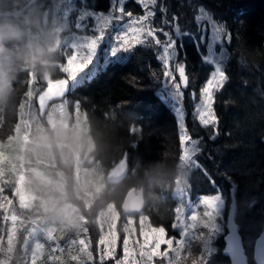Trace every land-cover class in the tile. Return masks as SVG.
<instances>
[{
	"label": "trees",
	"instance_id": "obj_1",
	"mask_svg": "<svg viewBox=\"0 0 264 264\" xmlns=\"http://www.w3.org/2000/svg\"><path fill=\"white\" fill-rule=\"evenodd\" d=\"M27 1L15 3L8 0V6L0 7V25L15 22L22 26V31L19 32L22 42L16 37L4 34L7 48L3 54L0 50V60L11 56L13 61L19 64L10 68L13 66L12 63L3 61L0 66V69H6L7 73L3 74L4 80H9L11 88L6 104L14 93L18 99L28 84L31 86V93L38 88L40 73L47 72L46 76L48 75L51 80L64 79L66 73L60 67L71 51L69 35L64 36L69 28L65 27L58 38L56 48L44 47L40 51L32 49V54L39 59L36 61L25 59L27 51L24 43L27 34L34 35V45L36 41L40 42V47L45 45L35 16L26 21L24 13L13 14V11H19L18 9L25 11L23 5L25 6ZM0 2L3 3V0ZM164 3L168 6V19H171L172 14L179 16V27L182 32L193 31L196 26L193 17L199 13L197 9L202 7L218 21L226 24L233 33L231 42L225 43L228 58L223 67L228 79L222 88L214 92L213 108L218 117L216 128L219 133L215 140L209 138L213 133V126L197 125L193 120L194 100L190 98L191 90L195 89L197 94L195 101L198 100L199 89L207 80L211 69L202 62L188 36L173 37L177 39L178 49L180 42L183 41L184 47L180 58L184 59V53L187 54L186 71L189 75L190 90H184L185 124L192 138L200 142L202 152L198 160L208 170L211 179L215 180V186L198 170L194 171L188 163L179 167L182 157L179 130L174 113L163 101L162 64L156 59L157 50L154 47L137 46L128 54L130 58L125 62L105 65L80 85L67 84L62 92V99L67 102L69 109L76 103L85 115L88 132L93 141L90 153L99 162L104 177L101 182L91 184L95 190L94 199L91 201L99 199L97 197L100 195L101 205H97L93 216L89 214L92 216L91 220L86 221L82 218V223L84 221L87 223L86 229L82 230H88V234L91 230L94 234V237H90L92 239L91 247L89 245L90 258L83 260L80 255L74 257L65 233L60 236V241L66 253L58 251L55 264H77L78 259L80 264H118L121 252L111 251L110 257H103L96 251L95 242L98 239L96 235H101L97 220L109 221V234H112L111 228L116 226L114 244L119 245L126 233L134 237L131 228H122L123 221H126L125 216L132 217L121 214L120 208L123 196L129 188H144L146 205L142 215L147 218L148 225L161 227L166 237L180 235V226L175 220L176 200L173 196L174 178L179 168L181 172L185 171L183 174L185 190L188 193L191 191L192 197L199 194L209 195L220 189L226 202L224 215L230 199V188L234 184L237 207L235 221L239 225L248 262L254 264L252 259L254 241L264 228V0H164ZM86 4L91 7L90 9L105 11L109 1L86 0ZM159 7L158 3L157 9ZM125 8L131 9L132 12L138 9L141 11L135 0H126ZM6 10L12 14H6ZM160 18L157 11L154 22L160 23L158 20ZM241 22L243 27H240ZM165 29L171 32L169 27ZM2 36L3 33L0 32V38ZM160 38L163 40L164 37ZM6 110L7 106L2 112L5 118ZM14 119L13 109L11 120ZM124 158L127 162L126 173L120 179L111 181L106 172ZM92 180L93 177L88 179L89 182ZM108 205L112 210L109 213L99 210L103 214L97 218V209ZM8 208L12 209L10 205ZM3 213L0 210V249L7 252L0 251V256L3 255L4 258H0V264H8L10 246L14 244L9 233L14 230L7 227L6 217L5 220L1 217ZM35 213L38 214L39 211ZM14 232L17 233V230ZM224 247L223 236H216L211 247L212 252L208 253L205 264H230L229 257L224 254ZM27 252H22L23 261L20 260L16 264H30L28 261L30 254ZM134 255V252H131L129 260H134ZM189 255L191 256L190 251L187 252V259L190 258ZM25 257L27 260H24ZM37 264L44 262L38 261ZM183 264L189 263L185 261Z\"/></svg>",
	"mask_w": 264,
	"mask_h": 264
},
{
	"label": "rangeland",
	"instance_id": "obj_2",
	"mask_svg": "<svg viewBox=\"0 0 264 264\" xmlns=\"http://www.w3.org/2000/svg\"><path fill=\"white\" fill-rule=\"evenodd\" d=\"M13 1L18 3L22 0ZM33 2L35 5H32ZM8 5V0L0 2V7ZM23 8L25 11L18 9L19 11H13V14L24 13L26 21H30V18L35 16L39 23L41 39L45 44L40 47V42L36 41L37 43L34 45V35L29 33L24 43L26 51L32 49L40 51L44 47V49L56 48L58 38L65 27L69 28L64 36L69 35L68 43L71 51L60 67L66 73L64 79L51 80L48 75L46 76L47 72L40 73L38 77L40 85H37L38 88H35L32 93L31 86L28 84L18 99L14 93L8 100V104H0V210L4 212L1 217L4 220L6 217L7 227L14 231L17 230V233L14 231L9 233L14 244L10 246L8 264L18 263L21 260L22 252H27L28 249L30 264H37L38 261H42L44 264H55L58 251L66 253L60 241V236L65 233H67V243L72 248L73 256L80 255L83 260H87L90 258L89 251L92 244L90 237H94V234L91 233V230L89 234L88 230H82L87 226L85 221L82 223V218L86 221L87 219L91 220L97 205H101L100 195L97 197L99 199L91 201L95 196L94 186L91 184L101 182L104 174L102 170L100 171L99 162L90 153L93 141L88 132L85 115L79 106L75 103L73 108L69 109L66 101L61 99V91L54 96V100L50 103L47 101L41 105L40 102L48 90L58 82L64 81L70 86H74L73 81L77 79V76L68 61L74 52L84 53L80 47V35H90L91 32L81 33L75 29L73 24L74 5L70 4L68 0H28ZM88 8V10H94L90 9V6ZM108 8L109 4L105 12ZM5 13L12 14L8 10ZM30 14H32L31 17ZM133 14L142 13L138 9ZM198 14L203 17H211L204 10ZM11 25L18 30V33L22 31V26L17 23L13 22ZM169 29L172 31L171 27ZM195 29L196 26L193 31L186 30L185 32H195ZM69 31L71 32L69 33ZM207 35L210 37L211 33L209 32ZM16 38L22 42L21 35L18 34ZM4 40L3 33L0 38L1 54L7 48ZM203 51L204 49L201 48V52ZM105 52H110V50L108 45L102 42L97 49L93 63L84 67L82 73L78 70V76L82 78V74L89 72L94 74L105 67ZM3 61L12 63L13 66L10 68L19 65L13 61L11 56L0 60V66ZM97 64L100 66L99 68L96 67ZM6 73V69H0V79H5L3 74ZM6 81L9 83V80ZM35 83L37 82L35 81ZM189 90L190 88L187 89V91ZM163 96V101L172 110L165 93ZM198 102L199 98L197 101H193V107ZM6 106L7 118L2 113ZM13 109L15 110V119L11 120ZM37 112L40 116L37 115ZM192 118L197 125H200L198 119L194 116ZM184 164H187V161L181 158L179 167H183ZM112 167L108 169V173ZM184 172H181L179 168L173 183V196L176 200L174 213L175 220L180 226V235L166 237L161 227L148 225L147 218L141 212L137 217L125 216L126 221H123L122 228H131L134 237L126 233L120 244L117 245L114 244L116 226L111 228L112 234H109V221L98 219L97 224L101 230V235H96L98 239L95 242L98 254L110 257L111 251L121 252L118 264H183L185 261H188L189 264H205L209 253L206 249L210 247L213 233L204 218L203 206L197 207L195 213L190 212L189 193L185 190ZM92 177V182H89L88 179ZM214 194H220L224 201L221 216L217 221L223 231L216 235L224 237L226 233L225 216L230 199L224 215L225 197L220 189L209 195ZM8 195L11 197H7ZM201 195L205 194L196 195L193 199L195 200ZM196 203L198 204V201ZM9 205L12 209L8 208ZM99 210L109 213L112 209L110 205L97 209V218L103 214ZM35 211H39V213L37 214ZM204 221L205 226H202ZM0 251L7 252L4 249H0ZM189 251L191 256L189 255L190 258L187 259L186 255ZM131 252L135 254L134 260H129ZM2 257L3 255L0 256V258ZM25 259L27 260V257ZM80 263L78 259L77 264Z\"/></svg>",
	"mask_w": 264,
	"mask_h": 264
},
{
	"label": "snow or ice",
	"instance_id": "obj_3",
	"mask_svg": "<svg viewBox=\"0 0 264 264\" xmlns=\"http://www.w3.org/2000/svg\"><path fill=\"white\" fill-rule=\"evenodd\" d=\"M68 2L74 5L73 24L75 29L81 33L91 32L90 35H80V47L84 53L81 54V51H77L69 58L68 63L77 76L73 85H80L93 74L91 72L82 74L81 78L78 76V70L82 73L84 67L93 63L97 49L102 42L107 44L110 50V52H105V65L125 62L130 58V55L121 54H131L137 46L154 47L157 50L156 59L163 68L162 90L172 108L179 130L181 158L187 161L194 171L198 170L208 178L210 184L215 186V180L211 179L208 170L198 160V156L202 152L200 142L192 138L185 124L186 113L183 107V97L184 90H187L190 84L186 71L188 67L187 54L184 53V59L180 58L184 44L181 41L178 49L177 39L173 36L175 35L177 38L182 35L188 36L196 46L197 54L201 56L202 62L211 69L207 80L199 89V102L194 105L193 116L198 119L201 126H213V133L209 138L215 140L219 133L216 128L218 117L213 108L214 92L222 88L228 79L227 72L223 67L228 58L224 48L225 43L231 42L233 36L231 29H228L222 21H218L214 15L209 18L197 14L193 17V22L196 25L195 32H182L179 27V16L172 14L171 19H168V6L164 0H135L141 7L142 14L139 15H134L131 10H126V0H109L107 12L88 10L86 0H68ZM158 3L160 4L159 9H157ZM157 11L161 16L159 25L154 22ZM202 11V7L197 9V12ZM166 27H171L172 31H166ZM240 27H243L242 22ZM209 32L211 33L210 37L207 35ZM160 36H163L164 39L162 40ZM201 48L204 49L203 52H201ZM241 63H243V59H241ZM96 67L100 66L97 64ZM196 97V90L192 89L190 98L195 101ZM188 202L191 213L197 212L196 209L199 206L204 208V218L213 233V241L206 249L211 253L214 237L223 231L217 222L224 205L222 196L220 194L201 195L194 200L190 191ZM224 238L226 245L224 254L230 256L232 264H242L238 234L229 229ZM257 255L260 257L261 264H264V240H261L257 245Z\"/></svg>",
	"mask_w": 264,
	"mask_h": 264
},
{
	"label": "water",
	"instance_id": "obj_4",
	"mask_svg": "<svg viewBox=\"0 0 264 264\" xmlns=\"http://www.w3.org/2000/svg\"><path fill=\"white\" fill-rule=\"evenodd\" d=\"M66 88V83L64 81L58 82L53 86L52 89L49 90L48 95H46L43 100L42 104L49 98H51L57 91H62ZM127 169V162L126 159H122L120 163L115 165L110 173L109 177L112 181H116L124 176ZM230 197V203L229 208L226 213V224H225V235L228 234L229 229L235 231L239 236V242H240V250H241V258H242V264H249L248 262V256L245 253L244 247L242 245L241 236L239 233V225L235 221L236 216V198H235V186L234 184L230 188L229 192ZM146 205V199L144 194V188H129L122 199L120 208L121 212L123 214H137L139 213ZM223 237L224 245H225V238ZM261 240H264V228L262 230V233L255 239L254 245H253V252H252V259L255 264H261L260 257L257 255V245L260 243ZM226 246V245H225ZM230 259V264H232L231 258L229 255H227Z\"/></svg>",
	"mask_w": 264,
	"mask_h": 264
},
{
	"label": "clouds",
	"instance_id": "obj_5",
	"mask_svg": "<svg viewBox=\"0 0 264 264\" xmlns=\"http://www.w3.org/2000/svg\"><path fill=\"white\" fill-rule=\"evenodd\" d=\"M0 32L8 35L9 37H16L19 34L18 30L11 24L0 25ZM25 59L36 61L39 59V57L34 56L31 50H28L25 53ZM9 95H10L9 83L4 79H0V104L5 103Z\"/></svg>",
	"mask_w": 264,
	"mask_h": 264
},
{
	"label": "flooded vegetation",
	"instance_id": "obj_6",
	"mask_svg": "<svg viewBox=\"0 0 264 264\" xmlns=\"http://www.w3.org/2000/svg\"><path fill=\"white\" fill-rule=\"evenodd\" d=\"M57 93H58V92H57ZM57 93H56L55 95H57ZM55 95H54V96H55ZM54 96H53V97H51V98L49 99V100H50V102L54 100V99H53V98H54ZM61 99H62V95H61ZM49 100H48V102H49ZM62 100H64V98H63ZM47 104H48V103H47ZM66 104H67V102H66ZM67 105H68V104H67Z\"/></svg>",
	"mask_w": 264,
	"mask_h": 264
}]
</instances>
